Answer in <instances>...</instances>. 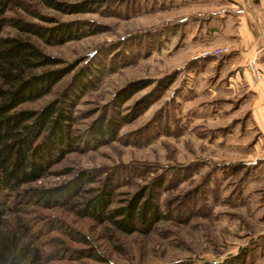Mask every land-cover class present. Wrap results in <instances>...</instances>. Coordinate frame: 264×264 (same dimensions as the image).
I'll list each match as a JSON object with an SVG mask.
<instances>
[{
  "label": "rangeland",
  "instance_id": "1",
  "mask_svg": "<svg viewBox=\"0 0 264 264\" xmlns=\"http://www.w3.org/2000/svg\"><path fill=\"white\" fill-rule=\"evenodd\" d=\"M23 1L45 18L20 10L9 15L44 28L69 23L86 30L78 39L48 44L5 29L60 59L59 66L74 65L49 94L22 107L35 109L60 96L77 72L88 70L96 80L79 94L73 113L74 128L89 139L92 127L113 115L114 96L126 84L144 86L122 103L119 115L131 114L145 96L150 100L140 114L120 125L114 140L69 152L54 169L92 171L98 181L94 186L107 180L115 206L137 192L152 191L164 218L147 232L122 234L63 210L41 213L56 215L85 235L112 264H264V181L258 179L264 164L258 159L247 163L228 150L236 138L247 135V115L236 114L240 99H202L193 72L201 69V61L196 62L202 57L221 56L203 54L215 46L200 52L191 46L195 38L187 27L193 29L202 2L58 0L92 2L91 12L64 14L41 0ZM161 82L168 84L159 92ZM68 178L49 176L44 183ZM48 236L59 243L46 246L55 257L46 264H100L73 253L87 246L56 231Z\"/></svg>",
  "mask_w": 264,
  "mask_h": 264
},
{
  "label": "trees",
  "instance_id": "2",
  "mask_svg": "<svg viewBox=\"0 0 264 264\" xmlns=\"http://www.w3.org/2000/svg\"><path fill=\"white\" fill-rule=\"evenodd\" d=\"M41 2L64 14L93 10L91 1ZM17 10L45 18L29 9L23 0H0V264H46L55 258L46 246L53 240L59 241L48 236L53 231L87 246L73 251L77 257L112 264L85 235L58 216L41 212L63 210L122 234L147 232L164 218L152 191L137 192L115 206L112 205L114 194L108 188L107 180L100 186H94L91 184L98 181L92 171L54 169L69 152L114 140L120 125L149 105V97L137 101L131 114L119 115L122 103L144 85L130 82L120 88L113 99V115L103 116L92 127L89 139H86L87 133L83 135L74 128L77 117L73 113L79 94L96 80L88 70L77 72L70 89L60 96L35 109L22 107L49 94L74 65L59 66L60 59L45 54L28 38L7 34L5 29L56 44L82 37L86 27L60 23L44 28L9 15ZM167 84L161 82L157 87L159 92ZM63 175H69V178L53 185L44 183L49 176ZM158 184L160 182L155 186Z\"/></svg>",
  "mask_w": 264,
  "mask_h": 264
},
{
  "label": "crops",
  "instance_id": "3",
  "mask_svg": "<svg viewBox=\"0 0 264 264\" xmlns=\"http://www.w3.org/2000/svg\"><path fill=\"white\" fill-rule=\"evenodd\" d=\"M198 2H202L203 6L195 15L193 29L190 30L192 25L187 27L190 36L195 38L191 45L193 49L197 52L214 46L230 49L229 53L220 57H202L196 62L199 64L201 61L202 65L200 70H193L198 78L201 98L241 100L236 114L247 115L248 124L244 126L247 135L236 138L233 148L228 150L241 155L247 163L258 159L260 164H264V0ZM251 59L259 73L256 81L246 68V62ZM208 82L211 85L207 88ZM217 84H220L219 88H215ZM262 167L258 169L260 183L264 181Z\"/></svg>",
  "mask_w": 264,
  "mask_h": 264
},
{
  "label": "built area",
  "instance_id": "4",
  "mask_svg": "<svg viewBox=\"0 0 264 264\" xmlns=\"http://www.w3.org/2000/svg\"><path fill=\"white\" fill-rule=\"evenodd\" d=\"M229 52V47L227 46H218L214 47L211 50L205 51L203 54L204 55H222L224 53ZM246 68L249 71L251 78L256 81L259 78V73L258 70L255 66L254 60H248L246 62Z\"/></svg>",
  "mask_w": 264,
  "mask_h": 264
}]
</instances>
